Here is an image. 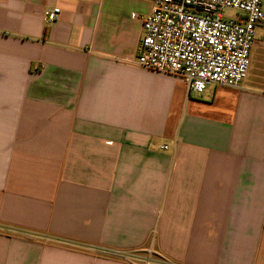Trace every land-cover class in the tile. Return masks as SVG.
<instances>
[{"label":"crops","instance_id":"0c3cea01","mask_svg":"<svg viewBox=\"0 0 264 264\" xmlns=\"http://www.w3.org/2000/svg\"><path fill=\"white\" fill-rule=\"evenodd\" d=\"M151 11L0 0V264H264V46L240 88L190 95L136 65Z\"/></svg>","mask_w":264,"mask_h":264},{"label":"built area","instance_id":"2783aa9c","mask_svg":"<svg viewBox=\"0 0 264 264\" xmlns=\"http://www.w3.org/2000/svg\"><path fill=\"white\" fill-rule=\"evenodd\" d=\"M150 1L151 13L141 17L143 37L137 66L182 79L190 95H201L211 86L238 89L247 81L256 31H264V0ZM229 10L237 16L227 17ZM60 14L59 8L47 11L45 24L56 23ZM3 230L20 234L12 228ZM53 242L75 250L100 252L73 242ZM107 254L128 264H175L152 248L144 253Z\"/></svg>","mask_w":264,"mask_h":264},{"label":"rangeland","instance_id":"374dc122","mask_svg":"<svg viewBox=\"0 0 264 264\" xmlns=\"http://www.w3.org/2000/svg\"><path fill=\"white\" fill-rule=\"evenodd\" d=\"M225 15L230 18L237 16V12L229 10L226 11ZM256 46H264V31L262 29H257L255 37ZM251 80L255 81V85L264 89V54L262 63H256L252 71Z\"/></svg>","mask_w":264,"mask_h":264}]
</instances>
